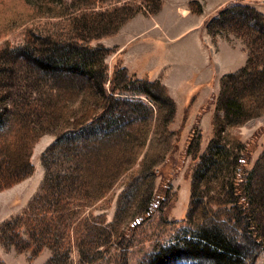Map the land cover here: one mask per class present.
Here are the masks:
<instances>
[{
    "label": "trees",
    "instance_id": "trees-1",
    "mask_svg": "<svg viewBox=\"0 0 264 264\" xmlns=\"http://www.w3.org/2000/svg\"><path fill=\"white\" fill-rule=\"evenodd\" d=\"M14 1L9 6L0 0V38L19 23L44 16L57 18L58 30L28 28L22 43L0 45V189L33 171V146L41 135L52 132L55 140L43 155L46 173L40 189L21 212L2 222L0 241L31 251L30 258L49 246L52 254L43 264H74L73 248L82 264L91 263L122 238L128 240L135 225L161 207L171 186L162 166L176 145L170 128L175 100L162 81L139 77L125 65L116 64L110 74L106 57L113 48L94 43L117 33L140 11L156 13L161 2L147 11L127 0L105 8L93 5L96 0L83 5L76 0ZM189 6L197 13L203 10L198 0ZM206 22L209 30L219 26L221 35L233 32L247 51L244 65L221 77L214 136L192 176L195 192L202 169L213 168L217 190L208 194L192 235L157 241L148 262L183 255L208 264H241L264 242V149L249 168V141L230 129L264 113V13L234 1ZM128 90L145 93L158 107L153 111L148 103L129 98ZM138 121L144 125L141 132L133 131ZM136 165L151 181L147 205L141 217L119 231L93 205ZM193 211L192 202L188 217ZM0 264L8 263L0 257Z\"/></svg>",
    "mask_w": 264,
    "mask_h": 264
},
{
    "label": "rangeland",
    "instance_id": "rangeland-1",
    "mask_svg": "<svg viewBox=\"0 0 264 264\" xmlns=\"http://www.w3.org/2000/svg\"><path fill=\"white\" fill-rule=\"evenodd\" d=\"M63 1L69 3L72 0ZM123 1L125 0H96L93 5H103L99 8H105ZM127 1L139 2L147 11L154 9L160 1L161 8L154 14L140 11L144 16L137 17L125 25L121 34L118 31L95 40L94 43L101 41L113 48L114 51L106 57L110 74L116 64H121L139 77L154 79L159 76L157 79L166 84L169 94L175 100V117L170 128L175 131L176 145L162 166L163 173L171 179V186L166 196H163L161 207L135 225V231L128 240L122 238L123 242L111 246L100 258L87 264H208L205 259H200V262L183 255L162 262L154 258L148 262L147 258L154 251L157 241L166 243L183 234L192 235L208 194L217 190L218 174L214 176L213 168L202 169L195 192L192 190V176L195 175L201 155L207 150L214 136L213 119L218 112L216 101L221 77L225 71L238 66L242 61L241 50L245 52L244 57L247 56V51L244 41L237 38L233 32L223 30L221 35L218 33L219 26L215 25L213 30H209L205 22L221 7L234 1L247 2L264 13V0H198L203 6L199 13L190 9V0ZM14 2L8 0V5L15 4ZM76 2L83 5L85 0ZM71 9L74 10L73 6ZM57 22L55 17L44 16L27 25L19 23L20 25L14 26L7 36L0 38V45L6 41L13 44L22 43L28 28L49 30L53 26L58 30ZM140 28H146V36L139 42L133 41L129 46L126 44L121 48V40L124 42L123 40L128 38V31L132 29V34ZM162 29L166 30L164 35L159 32ZM152 36L157 37L154 39ZM127 93L133 100L148 103L153 111L158 107L155 100L145 93H137L134 90H128ZM143 112L144 109L140 112V120L146 113L142 115ZM138 123L140 121L136 123L137 128H133V131L141 132L144 125L138 126ZM230 129L242 140L249 141L251 157L247 166L252 167L264 149V113L251 116L240 125L230 126ZM54 140L55 134L52 132L41 135L33 146V171L13 185L0 189V225L4 220L21 212L40 189L46 173L43 155ZM137 166L117 179L109 192L93 205L97 212L104 213L107 222L113 221L119 231L141 217L147 205L151 181L138 172ZM161 177L162 174L155 178L153 191L159 186ZM192 202L193 216L190 214L188 217ZM164 219L177 221L167 223ZM126 242L129 245L127 253L123 256L122 250ZM30 254L29 250L18 251L14 246L0 241V257L7 259L9 264H43L51 256L52 249L46 246L32 258L29 257ZM72 258L74 264H82L76 248H73ZM241 264H264V242L255 245L250 257Z\"/></svg>",
    "mask_w": 264,
    "mask_h": 264
},
{
    "label": "crops",
    "instance_id": "crops-1",
    "mask_svg": "<svg viewBox=\"0 0 264 264\" xmlns=\"http://www.w3.org/2000/svg\"><path fill=\"white\" fill-rule=\"evenodd\" d=\"M145 15H147V14H145ZM140 16L141 17L144 16V13H137L136 15H134L130 20H128L125 24H123L121 26V28L119 29L118 33L121 34L122 31H123V28L125 27V25L129 24V22H133V20L135 18L140 17ZM145 30H146V28H140L139 31L137 30L136 32H133L132 34H130V31H133V30L132 29L129 30L128 31V36H127L128 38L126 40H123L124 42H122V40H121L120 47L124 48L126 44H127L126 46H129V44H131L133 41H138L139 42L140 40H142L146 36V33H148ZM162 31H159V32H160L161 35H164V32H166V30L162 29ZM158 33H154V34H158ZM155 37H157V36H152V38H154V39H155ZM241 51L243 52V58H242V61L239 63V65L234 67V68H229V70H227L225 72L236 70L237 68L241 67L246 62L247 56L244 57L245 52H244V50H241ZM156 78H160V77L156 76ZM7 262H8V260H7ZM8 264H9V262H8Z\"/></svg>",
    "mask_w": 264,
    "mask_h": 264
}]
</instances>
